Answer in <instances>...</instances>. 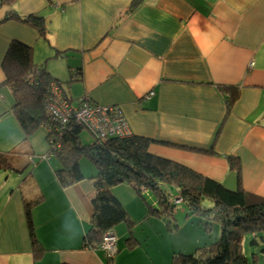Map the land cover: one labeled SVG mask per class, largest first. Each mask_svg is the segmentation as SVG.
<instances>
[{
    "label": "crops",
    "instance_id": "1",
    "mask_svg": "<svg viewBox=\"0 0 264 264\" xmlns=\"http://www.w3.org/2000/svg\"><path fill=\"white\" fill-rule=\"evenodd\" d=\"M13 8L42 15L45 35L18 21L0 27V155L15 166L3 170L9 174L0 191V264H170L173 258L168 250L169 258L163 255L172 226L142 200H130L136 189L127 183L114 194L135 225L115 230L118 254L109 263L101 249L82 248L93 216L92 168H84L85 180L63 187L60 161L47 155V130L26 136L5 84L12 41L31 46L38 68L61 82L73 102L120 106L134 135L155 140L153 154L230 189L238 177L228 156H236L243 189L264 198V0H17ZM222 86L239 88L230 111ZM26 201H36L40 251L32 246ZM180 212L193 217L183 206ZM129 236L136 241L126 250Z\"/></svg>",
    "mask_w": 264,
    "mask_h": 264
},
{
    "label": "trees",
    "instance_id": "2",
    "mask_svg": "<svg viewBox=\"0 0 264 264\" xmlns=\"http://www.w3.org/2000/svg\"><path fill=\"white\" fill-rule=\"evenodd\" d=\"M16 1L0 0V10L8 8L3 17H0V27L6 22L18 21L35 27L44 36V17L38 14L21 15L13 8ZM3 70L5 84L10 87L15 98V114L26 136L31 137L45 120L44 92L52 78L46 70L38 68L33 48L17 40L9 45ZM72 79L75 77L72 76ZM222 89L230 92L227 98V110L230 111L234 100L239 96V88L222 86ZM83 129V126L72 122L60 138H55L52 143L49 136L47 138L50 146L47 155L54 154L60 161L56 174L63 187H70L86 179L83 160L90 163L93 171L87 178L94 189L93 216L82 248L101 249L104 235L116 233L115 230L121 224L132 229L134 222L129 211L114 194L116 186L127 183L136 187L143 198L141 188L154 194V205L158 206L153 207L146 202L151 215L175 218L178 207L174 200H182L181 206L189 216L198 219V224L205 227L208 234L215 222L219 224L220 235L215 241L211 240L212 243H207L192 253L174 254L171 264L248 262V257L242 250V241L246 234H264V198L250 195L243 189L240 160L236 156H228L230 168L238 177L237 188L230 189L185 164L153 154L150 145L155 140L151 138L133 134L111 137L104 142L94 139L90 144L84 145L81 140ZM14 167L11 156L0 155V170ZM35 204L36 201H26L25 214L32 246L40 251L32 221V208ZM157 207H160L161 212ZM135 241L133 236L127 238L129 247ZM117 254L114 257L106 256L109 263Z\"/></svg>",
    "mask_w": 264,
    "mask_h": 264
},
{
    "label": "built area",
    "instance_id": "3",
    "mask_svg": "<svg viewBox=\"0 0 264 264\" xmlns=\"http://www.w3.org/2000/svg\"><path fill=\"white\" fill-rule=\"evenodd\" d=\"M152 95L153 92L149 94ZM43 106L45 120L42 126L47 130L51 143L55 138H60L72 122L90 130L100 142L115 136L131 135L128 121L119 106H101L92 103L88 98H80L75 103L69 99L59 81H49L44 92ZM181 201L178 200L179 203ZM103 240L101 249L108 257H114L117 251V234L106 233Z\"/></svg>",
    "mask_w": 264,
    "mask_h": 264
},
{
    "label": "rangeland",
    "instance_id": "4",
    "mask_svg": "<svg viewBox=\"0 0 264 264\" xmlns=\"http://www.w3.org/2000/svg\"><path fill=\"white\" fill-rule=\"evenodd\" d=\"M253 66H254V62H251L249 64V69H251ZM45 90H46V87H45ZM90 101L92 103H95L92 100H90ZM101 106H104V105H101ZM113 106H116V105H113ZM113 106H105V107H113ZM121 110H122V108H121ZM131 135H133L132 131H131ZM93 136L94 135L91 133L90 130L84 128L83 132L81 134V140L84 143V145L90 144L91 141L95 139V137H93ZM85 162H87V161L83 160V162H82L83 169L84 168L88 169L89 168L88 164H90V163L87 164ZM31 169H32V167H30L29 170H31ZM8 174H9L8 171H5V172L3 170L0 171V176H3V178L0 179V191L2 190V187H3L2 182L5 181V177ZM135 189L137 190L136 187H135ZM141 189H142V193L146 192V190L144 188H141ZM136 190L131 191L133 193L130 195V200H142L143 203L147 207H148L147 203H149L153 207L158 206V204L154 205V201H156V199H155V196L153 193L144 194V198H143L142 196H140L138 194V192ZM182 203H183L182 201L179 203L178 200H174V204L177 207L181 206ZM157 210L159 212H161L160 207H157ZM185 216L186 215L184 213L180 212L177 215L175 214V218L167 217L168 218L167 219V218L163 217V215L158 214V217L167 220V221H165V222H167V225L169 224L170 226H172L171 227L172 233H170L168 236L163 238V240L166 241V244H164L163 255H165L168 258H169V256H167V250H168V253L171 254V257H173V254L192 253V252H195L197 248H200L201 246L204 247V245H206L207 243H212L220 235V226L218 223L215 222V224H213L212 230L208 234L207 231H205V227L198 224V222H197L198 219L196 217H194V218L189 217L188 219H185ZM144 219L145 218H143V220H140V222L144 221ZM176 219L178 220V222H176ZM205 221H209V220H205ZM211 222H213V221H211ZM177 223L180 224L179 227H177ZM183 223H185V224H183ZM134 225H135V223L133 224V227H134ZM192 225L196 226V228H198V230L193 229ZM186 226H188V227L185 228ZM141 228H143V231H144V230H146V228H148V226L144 227V224H143V225H141ZM260 236L264 237V234H246L245 237L243 238L242 250H243L244 254L246 255V257H248V259L250 260V264H263V262H264V258H263L264 257V239L260 238ZM137 237H138V235H137ZM139 239L141 241H143L141 238H139ZM211 240H212V242H210ZM103 241L104 240H102V243H103ZM102 243H101V248H103ZM118 243H119V237H118ZM118 243H117L116 253H118ZM122 244L124 245L125 249L127 250L128 245L126 242V238L123 239ZM112 253H114V251ZM169 263L171 264V262H169Z\"/></svg>",
    "mask_w": 264,
    "mask_h": 264
},
{
    "label": "bare ground",
    "instance_id": "5",
    "mask_svg": "<svg viewBox=\"0 0 264 264\" xmlns=\"http://www.w3.org/2000/svg\"><path fill=\"white\" fill-rule=\"evenodd\" d=\"M122 137H124V136H122Z\"/></svg>",
    "mask_w": 264,
    "mask_h": 264
}]
</instances>
